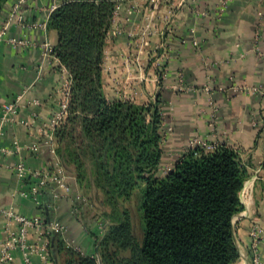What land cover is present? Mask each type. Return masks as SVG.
Returning a JSON list of instances; mask_svg holds the SVG:
<instances>
[{
	"label": "crops",
	"instance_id": "obj_1",
	"mask_svg": "<svg viewBox=\"0 0 264 264\" xmlns=\"http://www.w3.org/2000/svg\"><path fill=\"white\" fill-rule=\"evenodd\" d=\"M64 1L25 0L19 13L26 26L13 22L0 40V115L5 103L16 100L19 106L0 139V147L10 149L0 152V209L10 207L26 216L63 222L66 239L92 256L94 238L72 212L74 205L78 207L73 198V176L66 173L70 194L54 198L56 189L50 184L35 204L19 194L22 182L14 170L18 163L37 169L51 160L48 148L38 142V123L31 127L22 122L34 117L46 121L57 108L55 90L70 79L58 59L46 61L42 56L41 43L47 40L53 45L55 33L28 25L44 19L53 5ZM14 2H6L0 23ZM11 38L26 43L11 44ZM158 57L165 59L168 79L177 75L182 84L180 93L166 89L163 93L171 104L168 121L174 125L167 136V150L178 154L177 161L190 139L199 137L238 153L248 166L249 177L239 193L242 209L232 218L239 253L232 264L249 263V229L254 222L263 229L259 255L264 264V0L121 1L104 47L102 74L107 98L119 99L125 81H129L128 87L136 90V101H146L155 90L149 81L155 75ZM31 145L36 147L34 151L29 149ZM79 207L85 220L86 207ZM3 223L0 215V242ZM47 237L43 233L38 238L43 242ZM36 239L30 230L29 240ZM32 260L40 264L37 256ZM8 264L25 263L15 251Z\"/></svg>",
	"mask_w": 264,
	"mask_h": 264
},
{
	"label": "trees",
	"instance_id": "obj_2",
	"mask_svg": "<svg viewBox=\"0 0 264 264\" xmlns=\"http://www.w3.org/2000/svg\"><path fill=\"white\" fill-rule=\"evenodd\" d=\"M7 1L0 0V12ZM121 1L66 0L47 23L56 36L53 53L70 79L66 121L79 124L91 149L90 177L77 149L66 150L74 175L69 172L57 135L64 127L54 133L55 151L76 192H97L105 228L95 233V252L101 264H232L239 257L232 218L242 209L239 193L248 166L220 144L213 151L188 149L165 176L155 177L162 155L158 107L108 101L102 88L104 47ZM99 139L111 152L108 162L95 147ZM134 192L142 219L140 242L124 206ZM49 248L54 264H97L63 234L50 233Z\"/></svg>",
	"mask_w": 264,
	"mask_h": 264
},
{
	"label": "built area",
	"instance_id": "obj_3",
	"mask_svg": "<svg viewBox=\"0 0 264 264\" xmlns=\"http://www.w3.org/2000/svg\"><path fill=\"white\" fill-rule=\"evenodd\" d=\"M25 0H15L12 4L9 13L5 20L0 23V40H2L6 34L8 27L16 22L19 25H25L23 15L19 13L20 5ZM154 1V0H152ZM55 6L53 5L49 10L50 13L53 11ZM118 8V5L115 9ZM48 18L45 17L40 21H33L28 26L30 28H39L44 32L47 31ZM116 34L118 31H115ZM11 44H25V40H18L16 38L8 39ZM196 43V42H194ZM42 56L44 60L57 59L53 53V45L49 41H43L40 45ZM163 55L166 57L165 53ZM70 81L66 80L62 83L59 89L55 90V95L58 93L63 94V99L57 102V108L52 113L46 121L40 120L38 117H34L31 122H22L26 126H33L35 122L38 123L36 126V136L39 139V143L45 145L51 155V160L47 165L37 169H28L22 163H18L14 170L19 175L20 181L22 182L19 194L25 198L31 199L35 204L40 203V199L48 185H53L56 192L53 193L54 198H59L70 194L71 187L67 182V174L64 167L60 163L56 151L54 142V128L60 122L66 113L67 109V96L69 93ZM182 87L179 88V90ZM18 101H12L5 103L1 107L0 115V139L3 135L4 127L7 123L12 122L14 117L18 113ZM196 143L202 144L204 147L206 144L194 139ZM216 144L210 145L207 149H214ZM16 150L17 146L13 145ZM30 150L34 151L36 149L35 145H31ZM9 148L0 147V152H9ZM245 186V184H243ZM244 188V187H243ZM74 199L78 203V207L74 205L72 212L80 217V207L79 205L85 204L86 199L80 195V193L75 192L73 195ZM0 215L4 219L3 231L4 238L0 242L1 253H0V264H8L13 259V254L15 251L21 253L23 261L25 264H34L32 256L38 257L40 264H54L49 248V234L59 233L65 235L67 230L66 225L59 220H44L39 216H26L24 214L16 212L13 208H1ZM99 235L102 234L104 228L100 223L98 226ZM30 230H34L37 235V239L33 242L29 240ZM47 237L45 241H40L39 236L43 234ZM250 237V251H249V263L248 264H262L259 255V243L263 237L262 227L254 222L249 229ZM95 240V239H94ZM68 241V240H67ZM74 248L82 253V251L70 242ZM92 257L96 260L97 264H101L98 254L95 252Z\"/></svg>",
	"mask_w": 264,
	"mask_h": 264
},
{
	"label": "rangeland",
	"instance_id": "obj_4",
	"mask_svg": "<svg viewBox=\"0 0 264 264\" xmlns=\"http://www.w3.org/2000/svg\"><path fill=\"white\" fill-rule=\"evenodd\" d=\"M157 1L158 0H154V2H157ZM163 1H166V0H163ZM154 62H155V67H156L154 69L155 75L154 77H152V81H149V83L154 87L155 90L154 92H151L147 100L143 102L136 101V94H137L135 93L136 90H134L135 88L133 89V88L128 87L130 83L129 81H125V87H124L125 89L128 88V90L124 89L123 91H121V95H119V99L117 100L129 101L133 103L134 105H138V106H144V107H150V108L153 106L158 107V113H159V118H160L159 131L162 137V141H161L162 155H161V159L158 164V167L155 170V177L161 178L165 176L171 170L175 160L178 158V154H176L175 152H170L171 150L170 151L167 150V146H168L167 136H169L170 133L174 131V125H172V123L168 121L167 110H168V106L171 104H170V101L166 100L163 93L165 89L170 90L175 93H180L182 89L179 90V88L182 87V84L180 82L179 76L177 75L175 76L173 80L168 79L169 78L168 73H167V70L165 69V66H166L165 59H161V57L160 58L158 57V59H155ZM138 83L139 84L141 83V79L140 81L138 80ZM103 85H104V81H103V74H102V88H103L104 96L106 97L108 101L116 100V99L107 98L104 92ZM62 99H63L62 93H58L55 97L56 103L58 101H61ZM69 100H70V88H69V93L67 96L66 113L64 115V118H62L60 122L56 125V127L54 128V133H57V130L59 127H64L63 130L61 129L60 132L58 131L57 135H58V140H59V146L62 149V155L64 157V161L67 163V165H69L68 166L69 172H71L74 175L73 166L68 164L69 156L66 153V150L77 149L76 152L78 156H80L81 160L83 161L84 166L88 169V173L90 177L89 168L91 165V160H90V150L91 149L88 145V139L85 136V132L80 130L79 124L74 123L72 125L68 122V120L66 121L68 114H69V105H68ZM151 112L152 111L150 110L149 113L147 114L148 119L150 118ZM195 139L199 140L200 142L201 141L204 142L206 145L202 147L201 146L202 144L196 143L193 138V139H190L188 143V147L185 151H187L188 149L195 148V147L203 149L205 151L214 150V149H207L208 146L213 145L214 143H210L206 140H202V138H199V137ZM54 142H55V139H54ZM95 147L99 149V151L101 150L103 158L105 159V161L108 162L110 160L111 152L108 151V149L101 143L100 139L96 140ZM263 165H264V161H263ZM78 192L80 193V195H82L86 199L85 201L86 203L81 204V208L86 207L85 208L86 211L84 215L85 220L83 219V217H81L83 216L81 213H80L81 216L78 218L82 220V222L84 223V228L86 232L90 236L95 238V233L97 234L99 233L97 226L101 223L103 225V228H105V220L101 217V210L103 208L100 205V201L96 194L97 192L95 190H91L90 192L85 193L82 191V189H80V191ZM138 205H139V195L137 192H134V194H132L130 199L124 202V206H126V208L129 210V213H130L131 223H132V233L135 239L140 242L143 233H142V219H141V215L138 209Z\"/></svg>",
	"mask_w": 264,
	"mask_h": 264
}]
</instances>
